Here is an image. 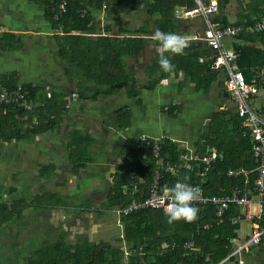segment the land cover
I'll use <instances>...</instances> for the list:
<instances>
[{
    "label": "trees",
    "instance_id": "16d2710c",
    "mask_svg": "<svg viewBox=\"0 0 264 264\" xmlns=\"http://www.w3.org/2000/svg\"><path fill=\"white\" fill-rule=\"evenodd\" d=\"M32 1L44 7L45 16L54 32L50 51L54 52V60L63 70L68 85L50 83L44 76L24 79L18 69L0 72V88L13 89L22 85L31 91L29 100L33 104L31 110L18 104L0 105V143L32 141L44 133L63 134L66 130L62 123L68 114L70 116L75 103L97 102L120 93H126L130 100H134L114 111L119 125L127 128L132 124L134 108L141 107L143 103L142 91H154L160 83L172 76L180 81V90H183L189 78L198 90L210 92L217 85L222 90L226 73L213 68L210 58L213 50L202 40L188 39L189 47L184 54L170 57L175 65L173 71L166 73L158 64L159 42L152 39L157 29L185 37L204 33L206 24L202 16L192 20L176 16L179 6L191 7L195 4L194 0ZM61 1L67 2V10L62 14L58 9ZM232 1L219 0V9L213 19L226 25L249 24L253 19L264 18V0H241L247 3L242 4L246 12L239 13L234 21H230L226 9ZM253 3L256 7L254 11ZM82 8L87 9L84 15L80 13ZM101 9H105L110 18L141 12L147 18L138 26H120L117 31L112 22H107L104 31H100L98 15ZM253 15L257 18H253ZM65 30L69 33H65ZM233 40L231 44L241 50L239 68L247 81L259 89L254 105H263L264 32L244 31ZM21 42L19 36L4 33L0 40V50L9 52L21 49ZM146 52L151 57L146 67L139 71L141 68L132 66L133 60ZM200 57L206 60L201 62ZM222 93L224 96V91ZM74 94L77 95L76 99L73 98ZM185 108L183 103L172 100L170 104L163 103L160 111L167 112L170 117H179ZM245 128L244 118L238 113L236 105L213 111L209 121L200 129L196 141L194 156L198 158L190 160L186 158L189 149L180 146L172 136L149 135L151 140L160 137L163 160L179 167L176 174L165 173L161 186L172 187L178 180L188 184L199 181L207 195L224 194L237 182V177L228 175V170L243 169L249 172L252 187L257 176V164L250 137L243 135ZM67 131L68 140L64 139L63 144L65 147L70 146L68 158L73 171L80 173L94 159L90 152L92 135L88 129ZM137 137L128 138L122 147L117 148L120 162L110 177L105 202L101 208H94L100 217L107 215L108 211H114L117 222L121 224L122 235L115 241H90L84 238L76 245L68 244L64 239L47 242L41 248L28 252L27 264H178L180 261L184 264H215L233 250L232 239L237 237V225L232 222V218L240 213V207L235 203L230 204L222 221L216 216L211 204L199 209L198 219L194 222L182 220L173 224L167 223L164 210L160 208H144L128 214L116 211L118 207L124 208L132 201L143 200L149 195L158 168V161L147 142L138 141ZM209 147L216 148L221 154L207 177L202 179L198 176L203 168L199 158L209 152ZM55 171L54 163L40 168V174L48 178ZM131 172L139 177L136 180V191L130 188L133 181ZM245 176L242 174L243 181ZM42 195L46 197L44 204L38 197L33 198L34 203H26L21 198L0 200V228L20 216L27 205L34 204L53 210L66 203L56 192H45ZM260 223L264 224V217ZM189 240L195 242L194 246H185Z\"/></svg>",
    "mask_w": 264,
    "mask_h": 264
},
{
    "label": "crops",
    "instance_id": "0c3cea01",
    "mask_svg": "<svg viewBox=\"0 0 264 264\" xmlns=\"http://www.w3.org/2000/svg\"><path fill=\"white\" fill-rule=\"evenodd\" d=\"M232 5L233 4L230 3L226 9L228 17L232 16L231 13H229L230 7H232ZM255 8H256L255 4L253 3V11L255 10ZM254 17L257 18L256 15H253V18ZM4 33H11V34H15L16 36H19L23 46L21 47V49H15L9 52L7 51L1 52L0 50V59H2L0 62L1 63L0 67L4 66V68H7L0 70V72L6 70L18 69L21 72L24 79H31L30 76L34 72L36 67L35 61L31 65L32 58H36V59H38V57L41 58L43 57L42 54L49 52L51 46L50 42L52 41L51 36L54 34V32L51 29L50 22L45 16L44 7L41 5H37L32 0H0V40L1 38L4 37ZM8 39H10V37H8ZM27 59L29 60V62ZM4 60L6 61L9 60L11 61L12 64L5 62ZM8 66H12V68L9 69ZM135 67L137 69L141 68L139 71L145 68L138 65H135ZM179 83L180 81L172 76L164 80L162 83H160L154 91L144 89L142 93H144L146 98L148 97L146 96L147 93L152 92V96H151L152 99L150 97L144 99L145 101L143 100L144 102L142 103L141 107L134 108L135 109L134 111L136 110L138 111V109L141 108V112H142L145 109L144 105L149 103L150 99L154 104L155 102L153 101V99L156 98L157 95L161 96L162 93L164 94L163 95L164 100L165 98H168L167 99L168 101H164V104H170L172 100L183 103L184 105H186V108L183 110L182 113L179 114V117H170L167 112H164L167 113L166 117L168 121H170L172 124L170 128L166 126L164 127L162 126V129L159 128V130H156L155 129L156 125L154 126L147 125L144 117H142L141 119L137 114L133 115L132 124L129 127L127 128L121 127L119 123L116 121L114 111L119 107H125L126 103L124 105H119V104L116 105V103L111 102V111L108 110L105 111L107 108L106 109L101 108V106H99L98 103L92 101L91 102L87 101L88 103L85 102L84 104L81 102H78L77 104L75 103L77 105V109L75 110L76 113L75 118L79 119V121H77V124L80 125L77 126L75 124L76 126H72L71 128V125L67 127V124H64L65 130L67 131L71 129H80V130L88 129L91 132L92 145L90 147V152L93 155L94 159L93 162L89 164V166L95 165L94 167L100 170L101 173L98 178L103 179L101 177H104V173H103L104 169L110 170L112 172L115 171L116 166L120 162V157L117 153L118 152L117 148L122 147L128 138L137 135L140 136L142 134H146V135H156V136L157 135L172 136L173 139L177 140L180 146L189 149L190 151L189 155L186 156L188 160L192 158H198L194 155L197 149L196 141L198 140L197 138L199 136L200 129L204 126L205 123L209 121L210 115L213 111L225 108L229 105L235 106L234 105L235 102L231 98H229L228 95L225 93L226 90H225L224 81L222 82V90H220V86L217 85V87L215 86V88H213V90L210 92H205L204 89L198 90L196 85L192 82L190 78L186 82L183 90L179 89ZM222 91H224V96ZM120 94H122L123 96V94L126 93H120ZM126 96L128 97L127 94ZM73 98L76 99L77 96L73 95ZM81 105L85 106V112L88 113L85 116L82 115L83 113L82 111H81L82 113H80L79 111L80 109H82ZM162 105H163L162 102H160L159 105H157L159 107L158 109L161 114H163L160 111ZM97 110H98L97 113L100 114L99 115L100 120L98 119L96 113ZM88 115L89 117L99 120L98 124L95 125L97 128H94L95 127L93 125L94 123L90 124L88 122V124H86V120H87L86 117L90 119ZM182 117L188 120L187 125H189L188 127L189 129L188 130L186 129V131H184L185 128L181 130L176 128V123L184 120ZM74 122L76 123V120ZM47 134L49 135L51 133H44L42 135H38L32 141L14 140L11 143H0V163L2 161H6L9 164L7 165L8 167H6V169L8 168V170L12 172L8 179L6 178L0 181V195L8 193L11 198L12 197L14 199L20 198V195L18 193L16 194L17 191L12 194V190L16 185V183H14L12 179L14 178V174H15L14 172L16 169L15 167L18 164L17 162H19V160L25 161L27 154L30 155L31 164L34 163L35 168H41L42 165L54 163L56 165L57 174L60 177L64 176L61 170L66 169L67 167L66 164H70L69 167L73 169L69 158L61 157L62 160L61 162L58 163V166L56 164L57 162H55L56 159H52L49 161L48 155L53 152L55 157L59 154L60 149L57 148L56 150H54L51 149L49 144L48 146L47 144H44L45 143L44 136ZM40 138L43 139L40 140ZM42 141L43 143L39 145V142ZM106 142L108 143L110 142V145L109 144H108L109 146L104 145ZM250 144H251V140H250ZM62 145H64L63 142ZM211 148L209 147V149ZM97 158H100V160H97ZM112 172H110V177L113 176ZM102 173L103 176H101ZM77 175H80V173H77ZM42 177L44 178V176L40 174V176L35 178L41 179ZM247 177L250 178L249 174L247 175ZM35 178L33 179L32 183L34 182L35 184L41 183L42 186H44V183H42L40 179H35ZM49 179L50 178H48V180ZM80 180H82V184H84L85 186L90 185V181H87L86 178L84 179L82 178ZM105 180L106 179L104 178V182L107 181ZM60 182H62V180H60ZM71 182L72 180L70 179V183ZM64 183L65 184L67 183L66 178L63 181V184ZM5 185L8 186L5 187ZM32 186L35 185L32 184ZM34 190L35 192H37L36 188ZM102 190H103L102 186L98 187L97 190L95 189L96 195L98 196L97 199H100L99 192H101ZM75 192L76 191H73L72 193L75 194ZM41 194H44V192H42ZM249 196L253 198V202L251 204L250 210L252 213L256 214L260 210V206L258 203V199H259L258 195H256V193L253 192L251 194L249 193ZM35 197L36 196L34 195L33 198ZM239 207H240V213L238 215H241V220L238 223H235L237 225V228L235 229V232L237 233V237H234L232 239V241L234 242L233 248H236L239 243L243 242L251 235L256 221V220H251L246 216H244L242 207L241 206ZM25 216H27V218L29 219V215L24 214L23 211V213L20 216L15 217V219L11 223L4 224L5 233L13 232L14 228L16 229L18 228V230H22L20 227L27 226L28 222L30 224L29 220L28 221L24 220ZM50 217H53V215L50 214ZM80 219H82V217ZM90 224L91 223H89L88 226L85 225L84 227L87 228L90 226ZM81 227H83L81 221H79L78 223L75 222L74 229L79 230ZM89 228H91V226ZM1 230L2 227L0 228V232ZM1 236L2 235H0V242H3ZM46 243H47V239H45L42 236L40 237H37L36 235H28L21 237L14 236L11 241L13 254L11 255L9 253H6L7 256L5 259H1L0 257V264H27L29 260L28 252L30 250L35 251L41 248ZM242 259L244 260L243 264H264V238L261 241V243H259L258 245H255L245 250L243 252ZM225 264H240V263L238 262L237 257H233L229 259L227 262H225Z\"/></svg>",
    "mask_w": 264,
    "mask_h": 264
},
{
    "label": "rangeland",
    "instance_id": "374dc122",
    "mask_svg": "<svg viewBox=\"0 0 264 264\" xmlns=\"http://www.w3.org/2000/svg\"><path fill=\"white\" fill-rule=\"evenodd\" d=\"M231 3L233 5L232 7H230L229 13H231L232 16H229V20L234 21L238 17L239 13L246 12V10L242 7V4H247V3L244 1L242 2L241 0H234ZM98 16L100 19V31H104L107 22L109 23L112 22L115 26L114 29H116L117 31L120 26L121 27L138 26L141 23H143V21L147 18V15L144 12L136 13L130 16L121 15L118 17L110 18L107 16L105 9H101L99 11ZM199 34H203V33L201 32ZM233 39L234 38L225 40L224 41L225 45H229L231 42H234ZM50 50L49 52L42 54L43 57L41 58L40 57H38V59L32 58L31 65L35 61L36 67L33 66L35 67V70L31 74L30 78L33 77L34 79H37L41 76H44L48 78L50 83H58V84L62 83L63 85L66 84L68 85V80L65 77L63 70L54 60L55 58L54 52H51ZM150 57L151 55L148 54V52L142 54L141 56H137L133 60L134 63L131 62L133 63L132 66L138 65V66L146 67V64L149 62L148 60L150 59ZM1 60L2 59H0V62ZM4 61L11 63V61L9 60L8 61L4 60ZM8 68L11 69L12 66H8ZM3 69H7V68H4V66L0 67V70ZM118 95L110 98L101 99L95 103H98V105L101 106V108L104 109L107 108L105 111L107 110L111 111V102L116 103V105L118 104L124 105L128 101H134V100H130V98L127 97L126 94H123V96L122 94H118ZM163 95H164L163 93L161 94V96L157 95V97L153 99V101L156 104L155 103L153 104L151 100L152 92H148L146 96H148L147 98L150 97L151 99L149 100V103L144 105L145 109L142 112H141V108L138 109V111L137 110L134 111V114L139 115L141 119L142 117H144L147 125H153V126L156 125L155 126L156 130H159V128L162 129V126L163 127L166 126L168 128L172 126L171 122L168 121L166 117L167 113L161 114L158 109L159 107L157 106L159 105L160 102L164 103V101H168L167 100L168 98H165V100L163 99L164 98ZM141 96L144 99H147L144 93H141ZM76 104L72 106L70 116L68 114V117H66V121L62 123V124H67V127L71 125L72 128V126L80 125L77 124V121H79V119L75 118L76 115L75 110L77 109ZM83 107L84 108L80 109L79 111L80 113L83 112L82 115L85 116L88 113L85 112V106ZM98 110L96 111V113L98 112ZM99 115L100 114L97 113L98 119L100 120ZM89 118L90 119L86 117L87 119L86 124H88V122L90 124L94 123L93 124L94 126L98 124L99 120L92 117ZM91 119L94 121H92ZM75 120L76 123L74 122ZM187 121L188 120L184 119L182 121L177 122L176 128L179 130L185 128L184 131H186V129L188 130L189 125H187ZM94 128L97 127L95 126ZM67 133L68 131H65V133L63 134L51 132V134L49 135L47 134L44 136L45 138L44 144H47V146L49 144L51 149L54 150H56L57 148L60 149L59 154L55 156L56 158L54 157L53 152L48 155L49 161L52 159H56L55 162H57L56 163L57 166L58 163L61 162L62 160L61 157L68 158L67 155L70 152V146L65 147L64 145H62L64 139L68 140ZM41 139L43 138H40V140ZM43 141L39 142V145H41ZM108 144L110 145V142L109 143L106 142L104 145L109 146ZM97 160H100V158H97ZM17 163L18 164L15 167L16 169L14 172L15 173L14 178L12 179L13 182L16 183V185L12 190V194L17 191L16 194L18 193L20 195V198L26 203H32L34 201L32 199L35 195L40 199L41 203L44 204L46 197L43 196L41 193L56 192L66 203H63L61 206H57V208H54L53 210L49 209L48 207H37L34 204L27 205V207L24 209V214H28L29 219L27 218V216H25L24 220L26 221L29 220L30 224L28 222L27 226L20 227L22 230H18V228L17 229L14 228V231L9 233H5L4 230L5 226L2 227V230L0 232L1 233L0 235H2L1 239L3 240V242H0L1 258L3 257L6 258L7 256L6 253H9L11 255L13 254L11 241L14 236L17 237L28 236V235H36L37 237L42 236L45 239H47V242H52L57 239H64L68 242V244L76 245L81 243L82 239L84 238L90 241H100V240L115 241L118 238V236L122 235L123 230L121 224L117 222V216L114 211H108L107 215L100 217L99 214L94 209L99 207L101 208V206L105 202V198L108 193V189L110 187L108 184V182L110 181V172L112 171L104 169L103 171L104 177H101L103 179H100L98 177L100 176L101 172L98 168L94 167L95 165L94 166L90 165L88 168L81 171L80 175H77V173H75L73 169L69 167L70 164H66L67 166L66 169L61 170L64 175L63 177L58 176L57 171H55L49 176L50 179L48 180L47 177L46 178L42 177L41 179L35 178L40 176V168H35L34 163L31 164L29 154L26 155L25 161L19 160V162ZM0 164H1L0 181H2L6 178L8 179L12 172L9 171L8 168L6 169V167H8L7 165H9L6 161H2ZM103 173L101 174V176H103ZM113 173L114 172H112V175ZM34 178L40 179V181L44 183V186H42L41 183H36V184L35 182L32 183ZM65 178L67 179V183L63 184ZM82 178L83 179L86 178L87 181H90V185L85 186L84 184H82V180H80ZM104 178L108 182L106 180H105L106 182H104ZM70 179L72 180L71 183H70ZM60 180H62V182H60ZM76 180L80 182L78 183ZM32 184H34L35 186H32ZM100 184L103 190L99 192L100 199H97L98 196L96 195L95 189L97 190L98 187H101ZM7 186L5 185V187ZM35 188L37 192H35L34 190ZM73 191H76L75 194L72 193ZM13 199L14 198L13 197L11 198L8 193L3 194L0 197V200L2 201H12ZM50 214L53 215V217H50ZM81 217L82 219H80ZM79 221H81L83 227H81L79 230L74 229L75 222L78 223ZM89 223H91L90 224L91 228H89L90 226L87 228L84 227L85 225L88 226Z\"/></svg>",
    "mask_w": 264,
    "mask_h": 264
},
{
    "label": "built area",
    "instance_id": "2783aa9c",
    "mask_svg": "<svg viewBox=\"0 0 264 264\" xmlns=\"http://www.w3.org/2000/svg\"><path fill=\"white\" fill-rule=\"evenodd\" d=\"M193 6H179L176 10V16L185 20H191L197 16H202L206 24L204 33L201 35H188V39H199L204 41L213 51L211 55L212 66L214 69L224 70L226 78L224 80L226 94L231 98L236 105L238 113L244 118L246 128L243 131L244 136L250 137L251 146L255 163L257 164V176L253 181L251 187V179L247 177L248 171L243 169L235 170L229 169L228 175H235L237 182L232 186L230 192L224 194L207 195L202 187V182L196 181L192 186L193 190H198V199L193 201L192 206L200 209L206 204H211L215 208L216 216L223 220L231 203H236L243 209V215L251 220H256L251 235L243 242L239 243L236 248L228 253V255L215 264H225L233 257L238 258L240 264L244 263L242 259L243 252L250 247L258 245L264 238V224L260 220L264 217V104L259 103L255 107L254 98L259 92L258 87L249 83L238 66V60L241 57V50L234 44L225 45L224 41L234 38L244 31H258L264 32V18L253 19L249 24L247 23H230L222 24L220 21L214 20L213 17L218 12L219 0H194ZM59 13L62 14L67 10V2L61 1L59 4ZM81 15L87 13L86 8L80 9ZM201 62L205 61V57H200ZM31 91L19 85L17 88H0V105L2 104H18L26 110H31L32 102L29 100ZM74 96H77L74 94ZM138 141H145L151 148L153 156L158 161V168L155 171L154 182L151 185L149 195L143 200H134L124 208L118 207L116 211L124 214L138 211L144 208H160L163 209L170 202L171 194H165L161 186V179L165 173H178V166L165 162L162 158V147L160 137H154V140L149 139V135L142 134L137 137ZM219 152L216 148L209 149V152L203 154L199 159L203 168L199 171L198 176L205 179L217 162ZM242 174L246 175L243 181ZM133 181L130 183V188L136 191L138 188L137 179L139 178L134 172L130 174ZM179 182H184L178 180ZM177 181V182H178ZM204 181V180H203ZM186 183V182H185ZM244 183V187L242 184ZM131 189L129 190L131 192ZM256 193L258 195V203L260 210L258 213H252L250 210L253 198L249 193ZM241 220V215L232 218L234 223ZM208 226V225H207ZM195 242L189 240L186 242V247L194 246ZM178 264H184L180 261Z\"/></svg>",
    "mask_w": 264,
    "mask_h": 264
},
{
    "label": "clouds",
    "instance_id": "9594fccd",
    "mask_svg": "<svg viewBox=\"0 0 264 264\" xmlns=\"http://www.w3.org/2000/svg\"><path fill=\"white\" fill-rule=\"evenodd\" d=\"M152 39L159 42L157 52L160 68L166 73L173 71L175 65L171 62L170 57L184 54L189 47L188 38L177 33L157 29L153 33ZM163 192L171 194L170 202L164 208L167 223L173 224L182 220L194 222L198 219L199 209L192 206L193 201L198 199V190L194 191L188 183L178 181L172 187L164 185Z\"/></svg>",
    "mask_w": 264,
    "mask_h": 264
},
{
    "label": "water",
    "instance_id": "95a60500",
    "mask_svg": "<svg viewBox=\"0 0 264 264\" xmlns=\"http://www.w3.org/2000/svg\"><path fill=\"white\" fill-rule=\"evenodd\" d=\"M64 32H65V33H69V31H68V30H65ZM191 36H193V35H191Z\"/></svg>",
    "mask_w": 264,
    "mask_h": 264
}]
</instances>
